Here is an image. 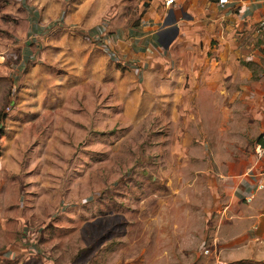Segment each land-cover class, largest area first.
Masks as SVG:
<instances>
[{
    "label": "rangeland",
    "instance_id": "1",
    "mask_svg": "<svg viewBox=\"0 0 264 264\" xmlns=\"http://www.w3.org/2000/svg\"><path fill=\"white\" fill-rule=\"evenodd\" d=\"M34 1L0 0V264H264L228 248L251 235L226 242L243 228L232 224L235 206L223 211L221 186L223 176L248 171L264 135V44L251 33L236 46L238 31L217 38L211 25H196L208 0L171 7L160 31L167 42L175 38L169 19L208 61L217 60L204 67L199 105L178 118L174 129L193 146L177 155L150 137L174 132L143 114L155 107L120 101L103 79L89 77L87 63L80 74L50 70L41 104L24 105L29 86L19 63L36 30L28 16L42 12ZM39 15L40 29L55 22ZM63 31H54L52 46ZM224 46L236 58L218 55Z\"/></svg>",
    "mask_w": 264,
    "mask_h": 264
},
{
    "label": "crops",
    "instance_id": "2",
    "mask_svg": "<svg viewBox=\"0 0 264 264\" xmlns=\"http://www.w3.org/2000/svg\"><path fill=\"white\" fill-rule=\"evenodd\" d=\"M34 2L40 6V12L42 11L40 15L38 14L40 21L49 23L61 17L65 31L56 33L53 46L51 38L47 44L49 47L37 53L35 61L38 64L29 60L24 65L26 72L24 78H27L29 88H25L26 93L21 96L25 101V104L21 102L22 104L25 106L41 104L39 93L44 88H40L41 80H48L46 78L50 77V70L64 68L65 71L69 69L67 71L69 73L80 74L87 63L92 65L93 70L89 77L103 79L107 88L118 91L120 101L129 100V106H133L135 101H140L148 105V108L155 107L154 110L145 109L143 114L157 115L155 125L168 126L171 127L170 130H174L173 133L162 130L154 133L150 136L157 142L154 145L167 144L168 147L165 148L167 153L174 150L177 155H184L186 150L193 146L191 137L181 128L177 130L174 128L179 122L178 118H183L182 115L186 114V108H191L194 103L199 105V95L208 85L204 77L207 74L204 67L211 60L215 62L217 60L210 58L208 61V53L198 51L197 46L190 43H195L197 40L194 38L188 40L180 26L177 27L179 34L165 47L166 35L160 33L161 23L171 9L163 7L162 11L158 8V0H35ZM145 3L148 5L145 6ZM28 13L30 14L31 11L28 10ZM172 13L173 11L170 15ZM204 14L206 17L195 24L206 25L205 30L211 25L214 28L213 35L216 34L217 38L225 37L226 32L230 34L238 31V36L241 38L238 41L234 40L236 46H239L240 40L251 33L254 40L264 44V37L255 31V22L264 17V0H232V3L225 8H219L208 0ZM38 15L36 13L29 15L28 21H31L33 28L42 34L41 27H38L36 22ZM174 20L176 24L178 19ZM102 25L107 27L106 31H103V37L119 54L122 61L135 62L141 66L140 77L135 71L113 61L108 53H101L81 34L73 31L75 26H79V30L84 29L93 35L100 31ZM230 29L232 31L228 32ZM89 46L95 49L91 54L85 53V49L88 50ZM229 46L233 47L230 44ZM224 48L218 52V55L225 61L236 58L234 53H237V50L228 49L227 46ZM232 54L234 57L230 56ZM114 64L121 69L117 66L115 68ZM202 74H204V82L201 83ZM130 89L132 93L125 95ZM250 92L253 94L252 90ZM238 99L239 86L233 94V101ZM248 166L249 169L245 173L222 178L223 195L230 202V204L226 202L223 211L235 206L237 210L232 224L234 227L243 228L241 233H237V236H232L226 242L230 243L236 238L239 242V236L243 237L247 230L251 237L247 236L240 241L241 243L229 245L228 248L243 253L244 256H235L237 258L264 260V155L260 156L257 152L249 160ZM235 252L232 255H236Z\"/></svg>",
    "mask_w": 264,
    "mask_h": 264
},
{
    "label": "built area",
    "instance_id": "3",
    "mask_svg": "<svg viewBox=\"0 0 264 264\" xmlns=\"http://www.w3.org/2000/svg\"><path fill=\"white\" fill-rule=\"evenodd\" d=\"M69 1V0H68ZM177 0H162L163 6L166 9H171V7L176 3ZM230 3H232V0H216L214 4L217 5L219 8H225ZM59 28L65 29L63 26V20L60 17L57 18L55 22L49 26H47L46 29H41L43 33L40 34V32H37L36 30L32 31V34L30 33L28 36V40L25 44L24 51H23V57L21 62L19 63V68H24V65L30 60L35 61L37 53H39V50L44 45L46 46L51 38V36L54 34V31L58 30ZM76 32L81 34L83 38H86L87 41L91 44H93L98 50L101 52H106L110 55L111 59L121 66L127 67L137 74L138 77L141 75V66L138 65L135 62H128V61H122L119 54L110 46L107 40L103 37V31H106L107 27L106 25H102L100 27L99 32H95V34L91 35L90 33H87V31L79 30V26H75ZM255 31L260 36L264 37V17L259 18L255 22ZM16 93V90L13 89L12 96ZM14 98H12L13 101ZM262 140L264 142V135L262 137ZM257 152L260 156L264 155V143H260L257 146Z\"/></svg>",
    "mask_w": 264,
    "mask_h": 264
},
{
    "label": "water",
    "instance_id": "4",
    "mask_svg": "<svg viewBox=\"0 0 264 264\" xmlns=\"http://www.w3.org/2000/svg\"><path fill=\"white\" fill-rule=\"evenodd\" d=\"M171 11H172V10H170V13H171ZM168 20H169V19H168ZM168 20H166V21L164 22V24H165V25H170V26H171V25H172V21L169 23ZM171 27L174 29V32H175L174 36H176V34H177V32H178L177 26L172 25ZM165 34H166V33H165ZM167 37H168V36H167ZM172 40H173V38H172V39L170 38V40H168V42H167V40H166V41H165L166 43L164 44L165 47H167V46L170 44V42H171Z\"/></svg>",
    "mask_w": 264,
    "mask_h": 264
},
{
    "label": "trees",
    "instance_id": "5",
    "mask_svg": "<svg viewBox=\"0 0 264 264\" xmlns=\"http://www.w3.org/2000/svg\"><path fill=\"white\" fill-rule=\"evenodd\" d=\"M148 4L145 3V6H147ZM257 143H264L262 139H260Z\"/></svg>",
    "mask_w": 264,
    "mask_h": 264
}]
</instances>
